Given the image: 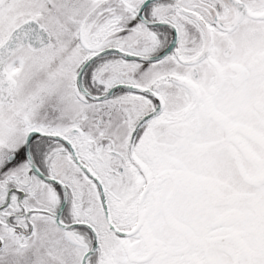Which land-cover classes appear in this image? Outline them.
Wrapping results in <instances>:
<instances>
[{"label":"snow or ice","instance_id":"obj_1","mask_svg":"<svg viewBox=\"0 0 264 264\" xmlns=\"http://www.w3.org/2000/svg\"><path fill=\"white\" fill-rule=\"evenodd\" d=\"M0 264H264V0H0Z\"/></svg>","mask_w":264,"mask_h":264}]
</instances>
